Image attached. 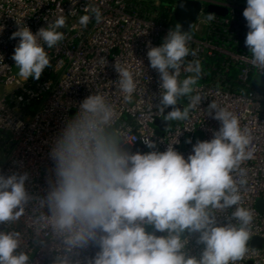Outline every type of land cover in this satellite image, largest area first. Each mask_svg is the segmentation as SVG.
<instances>
[{
	"label": "clouds",
	"instance_id": "9594fccd",
	"mask_svg": "<svg viewBox=\"0 0 264 264\" xmlns=\"http://www.w3.org/2000/svg\"><path fill=\"white\" fill-rule=\"evenodd\" d=\"M84 10L102 21L98 8ZM243 16L249 63L264 70V0H246ZM91 18L83 15L79 24L87 27ZM65 25L61 15L36 33L19 26L11 34V39L19 38L12 59L25 81L39 80L51 67L45 46L51 49L65 39L59 31ZM191 39L177 24L160 46L148 43L150 67L160 77L155 107L165 121L187 120L205 99L193 87L201 77L200 62L185 66V58L196 55L188 47ZM114 68L129 102L137 88L133 73L118 62ZM182 68L193 75L180 80ZM182 97L189 100L183 109L177 107ZM167 108L171 111L164 115ZM207 110L220 127L211 140H198L187 158L172 145L163 152L132 153L123 147L116 110L102 94L89 95L54 141L49 154L54 178L47 180L46 195L28 191L27 173L0 174V225L19 221L31 206L37 235L51 232L58 241L53 264H235L247 251L253 220L251 211L241 206L238 185L245 181L237 182L234 175L243 176L241 164L253 157L251 137L215 101ZM143 143L156 148L152 139ZM220 216L227 223L221 224ZM194 234L204 246L199 258L186 251ZM20 245L19 232L0 230V264H29V255L18 251ZM90 247L98 251L81 258Z\"/></svg>",
	"mask_w": 264,
	"mask_h": 264
},
{
	"label": "built area",
	"instance_id": "2783aa9c",
	"mask_svg": "<svg viewBox=\"0 0 264 264\" xmlns=\"http://www.w3.org/2000/svg\"><path fill=\"white\" fill-rule=\"evenodd\" d=\"M176 1L160 0L169 8L164 15L160 5L144 0H0V152L4 157L0 174L27 173L28 191L46 195L47 180L54 178V161L49 155L54 141L89 95L102 94L116 110V127L126 150L163 152L172 145L185 158L198 140H211L214 130L219 129L220 123L207 110L215 101L237 117L242 130L251 137L249 149L253 152L252 159L241 164L245 174H234L237 182L245 181L238 185L241 206L253 216L247 251L235 264H264V70L249 63L251 53L245 46L249 29L243 16L246 0H195L203 10L189 32L192 39L188 47L196 55L186 57L185 66L200 62L201 77L193 87L205 99L190 110L187 120L170 121L158 134L156 121L164 120L155 107L159 104L160 77L150 67L148 43L160 46L169 30L175 29L167 19L174 15ZM209 5L224 8L227 14H214V19L208 20L204 9ZM85 7L98 8L102 21L97 23ZM86 14L92 18L83 27L79 18ZM61 15L66 25L59 31L65 39L51 49L45 46L51 67L39 80L25 81L12 59L19 38L11 39V34L19 26L36 33ZM116 62L133 73L137 84L129 102L118 87ZM189 75L193 73L182 68L179 79ZM188 103V97L178 101L182 107ZM145 138L152 139L156 148L149 149L143 143ZM33 219L29 206L19 221L0 225V230L21 234L18 251L29 255V264H53L58 241L51 232L37 235ZM218 219L227 223L223 216ZM197 236H191L186 251L199 258L204 246L196 243ZM96 251L90 247L81 258L94 256Z\"/></svg>",
	"mask_w": 264,
	"mask_h": 264
},
{
	"label": "water",
	"instance_id": "95a60500",
	"mask_svg": "<svg viewBox=\"0 0 264 264\" xmlns=\"http://www.w3.org/2000/svg\"><path fill=\"white\" fill-rule=\"evenodd\" d=\"M203 6L199 1L195 0H177L176 5L174 7V17L177 22L181 26V31L183 32H191L199 13L203 10ZM205 13L208 15H220L225 16L227 14V10L224 8H219L214 5H209L204 9ZM177 107L183 109V107L178 104ZM171 111V108L165 109L164 115H167V112ZM156 125L159 128L157 131L160 134L164 131L169 125V121L165 120H157ZM253 245H258V240L256 239Z\"/></svg>",
	"mask_w": 264,
	"mask_h": 264
},
{
	"label": "trees",
	"instance_id": "16d2710c",
	"mask_svg": "<svg viewBox=\"0 0 264 264\" xmlns=\"http://www.w3.org/2000/svg\"><path fill=\"white\" fill-rule=\"evenodd\" d=\"M172 0H162V2H166V3H170ZM154 9H156V8H154ZM158 9H160V10H163V11H165V13H164V15H166V12L168 13L169 11H167L169 8H167L166 7V4L165 3H161V5H160V7L158 8ZM164 17L165 16H163L162 18L164 19ZM171 17V18H170ZM170 17H168V21L169 22H167L168 24L170 23V25L171 26H173V27H175L176 28V26H177V22H176V20H175V17H174V15H171ZM167 18V17H166ZM166 23V22H165ZM185 97H182L179 101H182L183 99H184Z\"/></svg>",
	"mask_w": 264,
	"mask_h": 264
},
{
	"label": "rangeland",
	"instance_id": "374dc122",
	"mask_svg": "<svg viewBox=\"0 0 264 264\" xmlns=\"http://www.w3.org/2000/svg\"><path fill=\"white\" fill-rule=\"evenodd\" d=\"M144 1H147V3H150V2H153V4L154 5H161L160 3V0H144ZM158 3V4H157ZM0 90H1V87H0ZM3 160H4V157H3V155H2V152H0V165H2L3 164Z\"/></svg>",
	"mask_w": 264,
	"mask_h": 264
}]
</instances>
